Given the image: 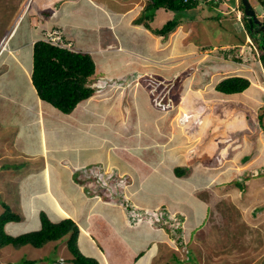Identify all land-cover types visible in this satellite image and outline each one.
<instances>
[{"label":"crops","instance_id":"crops-1","mask_svg":"<svg viewBox=\"0 0 264 264\" xmlns=\"http://www.w3.org/2000/svg\"><path fill=\"white\" fill-rule=\"evenodd\" d=\"M29 1L17 0L15 7L10 9L13 10V26L19 23L17 30L26 20L23 14L29 16L27 22L25 21L26 28L22 31L21 39L15 42L16 45H9L12 55L17 58L15 61L19 70L25 73V79L31 83L29 78L33 41L45 30L59 28L63 36L73 44L75 51L90 55L94 63V73L88 81L94 91L67 113L40 101L33 86L22 95V99H15L13 104L21 110L16 115V122L10 126L16 131L10 140L13 142L17 137L24 143L20 144L19 152H7L8 161L11 163L1 165L2 169L6 168L3 169L6 173L2 176L6 182L9 172L12 171V178H16L18 171L25 166L27 170L35 169L27 178L29 181L35 180L28 194H16V207L7 205L15 213H19L22 208L32 220L37 218V212L39 214L40 211L45 212L53 222L71 218L79 228L77 246L81 254L93 256L102 264H171V256L178 250L183 254L178 256L179 263H182V258L186 255L184 253L187 252L184 246L189 245L192 235L199 233L197 230L207 221L209 205L214 208V204L220 202L215 199L235 194V191L236 197L233 200L243 205L242 198L249 193L245 175L264 170V159H259V154L264 152L254 151L249 159L240 156L251 151L250 142L253 138H244L249 133L235 136L234 131L230 132L234 129V124L249 128L250 119L253 118L257 126L261 124L259 117L264 114V89L255 83L252 75L249 77L236 73L233 69L234 62L228 60L223 63L217 60L220 56L215 49L221 47L218 43L201 41L210 46L200 53V57L198 53L195 56L196 64H200L198 82L195 86L186 83L184 78L190 72L187 68H184L183 73H177L184 76L179 78L183 91L182 105L179 107L182 111L179 112L178 109L176 114L181 116L182 112H192H188L186 117L183 114L184 117L181 116L174 127L168 128L170 125L167 122L172 110L170 104L159 102L153 96V83L147 82V76H158L162 79V84L170 86V90L171 82L177 77L176 73L166 77L171 68L164 63L169 62L167 59L171 55L172 47L170 41H162L161 38L168 37L169 34L156 35L143 24L135 22L140 15L138 13L141 8L138 5L143 2L145 6L147 0ZM257 2L260 10L261 2ZM201 3L207 5L202 0L197 5ZM236 3L237 0L234 3L223 0L214 3L216 7L207 6L208 10L202 17L203 26L198 27L199 32L206 28L203 31L210 32L208 37L216 36L218 30H210L208 27H212L214 19L221 21L226 18L220 19L221 16L215 15L225 14L229 6ZM134 5L137 7L134 8ZM160 9L163 8L155 10L153 20L151 19L153 22ZM198 17L181 15L175 29H180L184 27L183 24L193 20V25H196ZM148 30L152 35H149ZM153 35L160 39L157 40ZM128 42L141 43L140 46L146 49L141 52L125 47L123 44ZM165 42L167 43L163 45ZM223 42L226 40L223 39ZM189 50L190 48H185L184 53L180 54L186 55ZM21 61L29 65L28 70L25 65L20 67ZM258 64L261 66L262 62ZM223 66L229 70L219 75L217 71ZM259 71L264 76V67H259ZM226 76H242L250 83L240 92L223 93L216 90L215 84ZM123 78L127 80L123 82L125 85L116 87L115 81ZM245 91L249 92L246 100L242 97ZM167 95V102L170 103V93ZM193 104L195 107L192 109ZM231 104L235 105L236 110H233L234 106ZM227 109L231 110L230 113ZM252 110L256 111L255 117H252ZM24 131L31 133L27 136L22 133ZM258 139L260 142L261 139ZM11 142L7 147L13 145ZM13 158L16 160H12ZM83 164H99L107 171L117 174L122 184L111 197L116 204L99 201L84 194L73 176V168ZM237 179L244 182L240 188L231 185ZM258 183L264 184V176L260 177ZM35 186L37 192L34 191ZM220 187L223 189H219ZM197 189H202L201 199L195 194ZM184 190H188L187 196L184 195ZM29 199H32L30 202H37L26 206L24 203ZM123 199L149 213L157 212L160 221L150 224L144 218L139 223L130 222L126 209L117 204ZM208 199L215 201L208 205ZM246 206L244 204L242 207L244 212ZM2 211L3 206L0 213ZM214 213L217 218L235 217L230 213ZM247 216L243 214L240 220L243 218L254 225L252 228L263 223H257L256 215ZM250 216L254 219L249 220ZM175 219L178 224L170 228ZM260 220L264 221V216ZM21 221L22 218L18 222ZM11 222L13 221L6 222L4 229L11 235H17L15 230H11ZM34 226L31 230L38 229L40 221L34 223ZM197 237L196 235L195 239ZM66 238H60L58 243H48L41 248L40 254L46 249L45 254H54L58 250L56 254L60 256L62 250L67 248ZM259 239L257 244L261 248L257 249L264 253V246L260 244L264 237ZM229 241L221 240L224 243ZM209 251H212L211 248ZM215 251L213 250L211 257L206 258L208 261L203 262V257H200L198 264H220L215 260ZM45 254L41 257L44 262L49 257ZM62 257L67 258L68 264H71L70 252ZM226 263L228 262L225 261L224 264Z\"/></svg>","mask_w":264,"mask_h":264},{"label":"rangeland","instance_id":"rangeland-1","mask_svg":"<svg viewBox=\"0 0 264 264\" xmlns=\"http://www.w3.org/2000/svg\"><path fill=\"white\" fill-rule=\"evenodd\" d=\"M15 1L12 2L10 0H0V47L2 44V41L4 38H6V34L12 29L14 25L13 17H11V11L10 9L12 7H15ZM250 4L254 8L255 12H259V4L257 0H249ZM137 7V5H134V8ZM140 9L138 14H141V10L143 9L144 3L138 5ZM14 9V8H13ZM208 10L207 6H204L202 3L200 5H195L191 8L182 10L181 15L187 14L188 16H194L198 15V20L195 22L196 25H193V21L191 23L183 24L184 27H181L180 29H175L173 32L169 34L168 37H164L161 40L163 41L166 39L167 42L170 41V45L172 47L171 55L167 59L169 62L165 61V65H168L171 70L169 71V74H166V77L172 76L174 73L175 77H177L175 80H173L172 88L170 90L169 85L162 84V79L158 76L154 75H148L147 76V82L153 83L151 86H153L152 91L154 93L153 96L159 101L164 102V104L169 105L171 112L169 113L168 118V125H170L168 128L174 127V124H177L178 119H181V116L184 117L183 114H185V117L188 116L187 114L191 113L192 111H185L181 113V116H178L176 114V110H180L181 103V96L183 94L182 91V85H180L179 78L183 77L182 75H178L179 72H184V68H187L188 74L184 78L187 82L191 83V86L198 82V75L197 73L200 70V64H196L195 62V56H197V53L204 52L208 47L206 46V43H203L201 41L206 42H216L215 44H219L221 46L220 48H213V50H216V54L220 56L217 60L220 62L224 61H232L234 62L233 69H235L236 73H240L246 76H253L252 79L257 83L258 85L262 86L264 85V78L261 71H259V67H261L264 64V52L262 53V56L260 58V61L262 62V65L260 66L257 61V55L254 50V47L257 49L258 53L260 54V49L257 47L255 41L247 35V32L245 28L243 27L242 19L240 21H237L236 15L238 12L236 10L232 11L229 8L226 10L225 14L220 15V13L216 14L215 16H221L220 19L226 18L225 20H217L214 19L211 26H206L210 30H213L216 28L218 30V33L216 36L208 37L210 32H204L203 30L206 28H202V31L199 32L198 27H201L200 25L203 24L202 17L205 15V12ZM236 12V13H235ZM21 13V11L18 13V15ZM23 14V13H22ZM176 13L173 11H167L165 9H160L157 11V17L155 21L153 22L151 20V23L149 21V24L151 28L160 27L164 22H161L162 20L166 21L169 18L174 17ZM24 17H26V20H28L29 16L23 14ZM137 15V14H136ZM240 15V14H239ZM139 16V15H138ZM137 16V17H138ZM136 17V18H137ZM25 20V21H26ZM24 21V20H23ZM23 22L19 29L17 30V23L16 27L13 29V32L10 34L9 42H7V47L16 45L15 42H18V40L21 39L22 31L26 28L25 23ZM161 22V23H160ZM242 22V24L240 23ZM13 24V25H12ZM142 26V25H140ZM203 26V25H202ZM17 30L16 34L13 36L14 32ZM149 31V30H148ZM214 33V32H213ZM212 33V35H213ZM152 35V33L149 31V35ZM13 37H12V36ZM218 35V36H217ZM154 36V35H153ZM157 40L160 39L156 35L154 36ZM247 37L249 39H247ZM223 39L226 40V42H223ZM215 40V41H214ZM219 40V41H218ZM105 41V36H104ZM218 41V42H217ZM264 39L260 40V43L263 42ZM167 42H165L163 45H165ZM29 44V43H28ZM27 44V45H28ZM141 43H124L123 45L125 47L132 48L136 51L144 52L146 47L140 46ZM162 44V43H161ZM73 45V44H72ZM194 47V48H193ZM185 48H190L187 54H180L184 53ZM192 49V50H191ZM8 50V51H7ZM7 50L0 52V170L2 169V164H9V155H7L8 151H17L19 152L21 149L20 144L24 143L19 138H15L13 142H11V136H14V133L16 132L14 129L10 128V126L13 124V122H16L18 119L16 115H19L18 112H20L21 109H19L15 104V99L20 98L22 99V95L26 94L30 91L31 83H29L24 75L23 72H21L18 68V64L15 61L17 58L12 55L13 51L10 50V48H7ZM181 51V52H180ZM26 53L22 56H25ZM17 56V55H16ZM13 58V59H12ZM27 67V70L29 69V65L27 66L24 61H21L20 67ZM193 69V70H192ZM247 69V70H246ZM229 70L228 67L223 66L218 70L217 72L220 74H223L224 72H227ZM149 78V79H148ZM182 79V78H181ZM126 78H123V80L118 79L116 82V87L124 86L125 84L123 82H126ZM33 88V87H32ZM157 88V90H155ZM242 93L243 99H247L246 95L249 93ZM167 93H170V103L167 102L169 99V95ZM252 98V97H251ZM9 99V100H8ZM237 103H235L236 105ZM233 105V110L235 109V105ZM192 109L195 107V105H191ZM230 107V106H229ZM232 108V107H230ZM230 113L231 110L227 109ZM180 110L179 112H181ZM238 111V110H237ZM187 112V113H186ZM189 112V113H188ZM251 112V111H250ZM166 114H168L166 112ZM259 114V111H258ZM231 114H229L230 117ZM256 111L252 110V117H255ZM252 118L251 116H249ZM7 120H6V119ZM254 119V118H253ZM250 119L251 124L249 128H246L245 125H238L234 124V129L230 130L234 131V135L242 136L240 134H247L244 138L245 139H252L251 144V155L250 152L247 154H240L241 158L249 159L254 155V151H261L264 152V114L259 117L261 120V124L257 126L255 119ZM258 119V120H259ZM162 125H160L161 127ZM12 127V126H11ZM167 126L164 124V128ZM167 128V129H168ZM161 130V129H160ZM165 130V129H164ZM258 131H262L258 132ZM22 133H25L27 136L30 135L31 132L24 131ZM260 138V142L259 139ZM239 140V139H238ZM12 143L13 145L10 147L8 146V143ZM259 142V143H258ZM33 145V143H31ZM6 153V156H5ZM10 153V152H9ZM13 153V152H11ZM10 153V154H11ZM16 155H14L15 158ZM13 157V156H12ZM260 157V158H259ZM259 159H264V153L259 154ZM12 160H16V159ZM9 162V163H8ZM7 166V165H5ZM6 169V168H3ZM1 170L0 172V179L2 182L1 189H0V209L2 208V203H6L9 205H13L14 207L17 206L18 196L17 193H21V195H26L31 191L32 184H34V180L29 181L27 178L34 172L35 169H26L24 168L20 169L18 171V176L16 178H12L11 174L12 171L9 172L8 180H6L2 176L6 173V170ZM29 171V172H27ZM244 173V172H243ZM264 176V170H258L254 174L253 171L250 173H247L245 175V178L248 181L249 185V193L244 194V198H242V201L244 202L243 205H249L246 206L245 212L243 211V205H239L238 202L234 201L233 199L236 197V191L235 194H230L226 197L221 196L218 199L219 204H214V208L209 205L211 202L210 199H208V205L209 210L213 214H210L207 218V221L203 224V227L200 228L199 233H194L192 235V241L189 243V245H185V251H187L184 259L182 258V263L180 262V258L178 256H183V254L178 250L177 252L173 253L174 255L171 256V264H198L199 258L203 257V262L208 261L206 258L212 256L213 250H216L215 253V260L219 262L220 264H224L225 261L228 263L226 264H264V253H262L259 249V243L257 244L259 238L264 237V221L260 220L264 216V184H259L258 181L260 180V177ZM38 179H36V182ZM35 182V183H36ZM237 183V184H236ZM235 183V180L232 182L231 185L236 186L237 188H240L241 185H244L243 181H239L237 179ZM37 186V184H36ZM35 186L34 191L37 192V187ZM81 187L83 191L86 190L89 193V188H87L84 184H81ZM246 187V186H245ZM219 189H223V187H220ZM226 189V188H224ZM207 190V189H206ZM202 189H197L195 192L196 196L201 199L203 195L201 194ZM185 194L188 195V190L183 191ZM240 192V191H239ZM245 192V190H244ZM240 192V193H244ZM240 198V196H238ZM241 199V198H240ZM32 199L26 200L25 205H33L37 201H32ZM41 206V205H40ZM40 209V207H39ZM38 209V210H39ZM214 212H219L222 215H228L234 214L235 217H223L220 218L216 216ZM18 213V212H16ZM174 213V212H172ZM22 221H13L9 223L11 230L14 231L16 234H19L21 232L30 231L31 229L35 228L34 223H37L40 221V218H38L39 214L37 212V218L31 219L29 218L27 214H25V210L20 208V212L18 213ZM175 214V213H174ZM243 214L247 216V214L256 215V220L259 222H263L260 224V226H255L256 228H252L250 223H248L243 218L240 220V218L243 216ZM171 216H174L173 214ZM262 216V217H261ZM175 217V216H174ZM249 219V218H248ZM252 216H250L249 220H253ZM259 219V220H258ZM173 220V218L171 219ZM20 221V220H19ZM172 225L170 228H174L173 226H176L178 224V221L175 219L172 221ZM212 224V226H211ZM208 227V229L206 228ZM5 230V229H4ZM20 231V232H18ZM206 233V234H205ZM261 233V236H260ZM11 234V233H9ZM205 234V235H204ZM15 235V234H12ZM196 235L198 236L197 239ZM62 239V238H61ZM47 240L43 244L37 246H32L29 243L26 244H0V264H27L24 263V260H33V264H68V259L63 258L62 256H66L69 250L67 248L62 250V253H60V256L56 254L58 250L54 253H47L45 252L41 253V248L46 246L48 243L52 244L54 242H59V240ZM225 239L226 241H229L228 243L221 242V240ZM263 240V241H262ZM196 241V242H194ZM216 241V244H215ZM260 244L264 246V239H261ZM210 243V245L206 244ZM224 243V244H222ZM215 244V246H214ZM213 246L215 248H213ZM262 246V247H263ZM198 250H197V249ZM209 248H211L212 251H209ZM256 248V249H255ZM48 255L49 257L46 258V262L41 260L42 255ZM200 258V259H201ZM205 258V259H204ZM20 259V260H19ZM170 259V258H168ZM13 260V261H11ZM10 261V262H9ZM15 261V263H14ZM216 262V263H217ZM29 264V263H28Z\"/></svg>","mask_w":264,"mask_h":264},{"label":"trees","instance_id":"trees-1","mask_svg":"<svg viewBox=\"0 0 264 264\" xmlns=\"http://www.w3.org/2000/svg\"><path fill=\"white\" fill-rule=\"evenodd\" d=\"M202 1L206 2V6L216 7L214 3L223 0ZM230 1L234 3V0ZM197 3V0H147L135 22L143 24L145 28L154 34L156 33V35L167 36L178 26L182 10L191 8ZM237 6L242 10L243 27L260 49L261 58L264 41L260 43L257 33L249 29L241 0H238ZM159 8L173 11L176 14L160 24V27L151 28L149 21L153 18L155 10ZM260 39H264L262 33H260ZM31 59L32 66L29 79L41 101L50 104L63 113H67L79 101L92 95L94 89L88 80L94 73V63L88 53L60 48L37 38L32 44ZM249 83V80L242 76H226L215 84V89L223 93H235L244 90ZM2 206L0 244L21 245L29 243L36 248L47 240H56L66 236V245L72 255L70 258L72 264H102L93 256L81 254L77 246L79 228L71 218L67 217L53 222L45 212L40 211V227L38 229L11 235L4 230L5 223L19 221L21 217L18 213L13 212L6 203H2ZM23 262L33 264V260H24Z\"/></svg>","mask_w":264,"mask_h":264},{"label":"built area","instance_id":"built-area-1","mask_svg":"<svg viewBox=\"0 0 264 264\" xmlns=\"http://www.w3.org/2000/svg\"><path fill=\"white\" fill-rule=\"evenodd\" d=\"M231 9H233V7H231ZM237 12V16H239V11ZM257 15L261 20L264 19V0H262L261 2V8ZM43 40L56 46L70 48V43L65 41L62 35V31L59 28H52L46 30L43 34ZM254 50L257 55V61L258 63H260L259 53L255 47ZM78 176L82 184L89 188V193H92L94 194V196H97L100 192L104 195V198L107 202L116 204L112 202L111 197L115 194L117 189H120V186L122 184V181L117 176V174H115L114 172L107 171L104 166L99 164H83L78 167ZM117 204L122 208L126 209L127 213L129 214L127 215V218L132 223H139L144 218L147 219L148 223L150 224H155L160 221L159 214H157V212L149 213L144 209L136 208L135 206H132V204L128 200L123 199Z\"/></svg>","mask_w":264,"mask_h":264},{"label":"clouds","instance_id":"clouds-1","mask_svg":"<svg viewBox=\"0 0 264 264\" xmlns=\"http://www.w3.org/2000/svg\"><path fill=\"white\" fill-rule=\"evenodd\" d=\"M201 0H197V2H200ZM237 3H238V0H237ZM237 3L234 5V6H229V9L230 10H232V11H234V10H236V11H239V16H237V21H240L241 20V14H242V10L237 6ZM198 4V3H197ZM231 7H233V9H231ZM236 13V12H235ZM256 13V16H257V18L258 19H260L259 17H258V13L259 12H255ZM261 20V19H260ZM263 23H264V19H262L261 20ZM241 24H242V22H240ZM16 27V25L15 26H13L12 27V29L8 32V34H6V37H8V39H6V42H5V45L4 46H6V44H7V42L9 41V37H10V35L9 34H11L12 32H13V29ZM52 29V28H51ZM46 31V30H45ZM44 31V32H45ZM44 32L42 33V35L41 36H39V38L40 39H42L43 40V34H44ZM15 33V32H14ZM260 33L261 32H258L257 33V38H258V40H261L260 39ZM62 35H63V33H62ZM248 35V34H247ZM12 36V35H11ZM249 36V35H248ZM64 37V39H65V41L66 42H69L70 43V48H67V47H61V46H57V47H60V48H66V49H68V50H72V51H75L74 49H73V45H72V43L68 40V39H66L65 38V35L63 36ZM250 37V36H249ZM248 38V37H247ZM35 41V40H34ZM33 41V42H34ZM45 41V40H44ZM3 43V42H2ZM33 44V43H32ZM51 44V43H50ZM53 45V44H52ZM54 46H56V45H54ZM9 48V47H8ZM5 49L6 48H2V45H1V47H0V52L2 53L3 51H5ZM8 51V50H7ZM264 52V51H263ZM259 56H260V54H259ZM259 59H260V57H259ZM37 96V95H36ZM38 97V96H37ZM39 98V97H38ZM39 100L41 101V99L39 98ZM42 102H44V101H42ZM44 103H46V102H44ZM48 104V103H47ZM50 105V104H49ZM78 167L79 166H77V167H75V168H73V176L74 177H76V180H77V183L81 186V184H82V182L80 181V179L78 178L79 176H78ZM84 194L86 195V196H88V197H91V198H93V199H96V200H99V201H104V202H107L106 200H105V198H104V195L103 194H101L100 192L98 193V195L97 196H94V194H92V193H87V191H86V193H85V191H84ZM107 203H110V202H107ZM112 204V203H111ZM6 224V223H5ZM7 233V232H6ZM23 233V232H22ZM20 234V233H19ZM72 264V263H71Z\"/></svg>","mask_w":264,"mask_h":264},{"label":"water","instance_id":"water-1","mask_svg":"<svg viewBox=\"0 0 264 264\" xmlns=\"http://www.w3.org/2000/svg\"><path fill=\"white\" fill-rule=\"evenodd\" d=\"M243 5V12L247 18L249 23V29L254 33L261 32L264 35V23L257 18L256 13L249 0H241ZM255 24V25H254ZM263 51H264V43H263Z\"/></svg>","mask_w":264,"mask_h":264},{"label":"bare ground","instance_id":"bare-ground-1","mask_svg":"<svg viewBox=\"0 0 264 264\" xmlns=\"http://www.w3.org/2000/svg\"><path fill=\"white\" fill-rule=\"evenodd\" d=\"M30 1H31V0H30ZM30 1H29V2H30ZM24 6H25V5H24ZM24 8H25V7H24ZM25 9H26V8H25ZM26 10H27V9H26ZM23 13H25V12H23ZM19 18H20V16L18 17V19H19ZM16 21H17V20H16ZM17 22H18V21H17ZM12 25H13V24H12ZM17 26H18V25H17ZM9 35H10V34H9ZM6 39H8V37H6V38L3 39V41H2L3 43H2L1 45H2V48H6V49H7V44H6V46H4V45H5V42H6ZM8 42H9V41H8ZM6 49H5V50H6ZM261 88L264 89L263 86H261ZM109 101H110V100H109ZM238 164H239V163H238ZM119 194H121V193H119ZM128 194H130V193H128ZM119 196H120V195H119ZM225 196H226V195H225ZM116 197H117V195H116ZM119 198H120V197H119ZM113 200L115 201V199H113ZM116 202H117V201H116Z\"/></svg>","mask_w":264,"mask_h":264}]
</instances>
